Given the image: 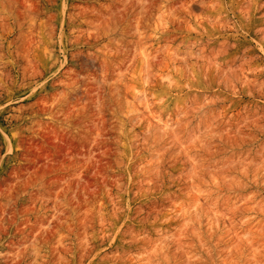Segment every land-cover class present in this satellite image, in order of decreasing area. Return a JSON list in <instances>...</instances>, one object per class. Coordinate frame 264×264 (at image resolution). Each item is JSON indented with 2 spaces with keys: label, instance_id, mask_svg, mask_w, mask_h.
<instances>
[{
  "label": "rangeland",
  "instance_id": "rangeland-1",
  "mask_svg": "<svg viewBox=\"0 0 264 264\" xmlns=\"http://www.w3.org/2000/svg\"><path fill=\"white\" fill-rule=\"evenodd\" d=\"M0 264H264V0H0Z\"/></svg>",
  "mask_w": 264,
  "mask_h": 264
}]
</instances>
